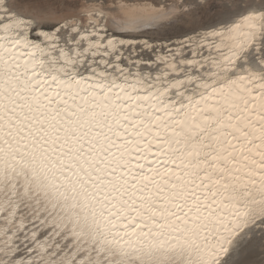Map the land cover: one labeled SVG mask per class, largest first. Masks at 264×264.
I'll list each match as a JSON object with an SVG mask.
<instances>
[{
    "label": "snow or ice",
    "instance_id": "snow-or-ice-1",
    "mask_svg": "<svg viewBox=\"0 0 264 264\" xmlns=\"http://www.w3.org/2000/svg\"><path fill=\"white\" fill-rule=\"evenodd\" d=\"M0 264H264V0H0Z\"/></svg>",
    "mask_w": 264,
    "mask_h": 264
}]
</instances>
